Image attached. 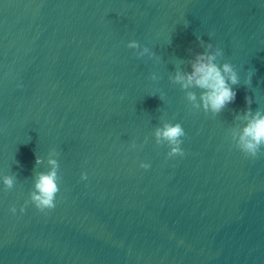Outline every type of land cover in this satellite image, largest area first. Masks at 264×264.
I'll return each instance as SVG.
<instances>
[{
	"label": "water",
	"instance_id": "95a60500",
	"mask_svg": "<svg viewBox=\"0 0 264 264\" xmlns=\"http://www.w3.org/2000/svg\"><path fill=\"white\" fill-rule=\"evenodd\" d=\"M197 53L237 72L219 113L175 82ZM258 111L264 0H0V264H264V146L237 147ZM165 123L183 156L157 144Z\"/></svg>",
	"mask_w": 264,
	"mask_h": 264
},
{
	"label": "clouds",
	"instance_id": "9594fccd",
	"mask_svg": "<svg viewBox=\"0 0 264 264\" xmlns=\"http://www.w3.org/2000/svg\"><path fill=\"white\" fill-rule=\"evenodd\" d=\"M127 47L136 49L140 45L133 40L127 44ZM207 47L212 48L213 45L209 43ZM147 52L148 48L145 47L143 52L138 55L142 56L143 53ZM216 55H222L220 48L217 49ZM215 58V55L197 53L195 61L191 65L192 71L184 75L177 73L174 79L184 89L190 86L202 89L200 100L203 108L206 111L210 109L213 113H219L227 104L235 100L236 92L231 85L238 84L239 78L231 63H224L222 66H218L213 62ZM252 75L253 72L250 71L245 80L246 84H251ZM151 78L155 79L156 77L153 74ZM188 99L195 101V94L189 92ZM246 102L251 104V97H246ZM250 111V109L246 111V116ZM185 135V131L179 123H165L162 128H157L155 132L157 144L167 142L169 145L170 151L167 153L169 158L184 155L180 145L183 143L181 138ZM262 146H264V115H261L258 111L248 119L240 135L237 147L246 156L255 158L260 153ZM40 162V160L36 161V163ZM49 163L53 165V169L47 173L39 174L35 182V191L31 194V200L40 212L51 210L56 206V196L60 191L55 170L57 167L56 161L51 160ZM140 166L144 169L150 167L147 163H142ZM81 179L86 180L87 174L82 173ZM3 182L10 189L13 185V178L10 176L5 177ZM24 210V207H21L20 211L23 212ZM10 211L15 214L16 208L12 207Z\"/></svg>",
	"mask_w": 264,
	"mask_h": 264
}]
</instances>
